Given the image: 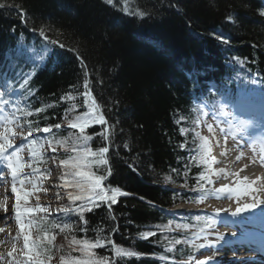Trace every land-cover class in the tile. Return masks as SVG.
I'll return each mask as SVG.
<instances>
[{"label": "trees", "instance_id": "trees-1", "mask_svg": "<svg viewBox=\"0 0 264 264\" xmlns=\"http://www.w3.org/2000/svg\"><path fill=\"white\" fill-rule=\"evenodd\" d=\"M245 1L0 0V67L10 70L25 101L24 123L32 129L69 125L88 111L87 81L106 123L85 129L84 135L93 137L88 142L93 151L109 148L108 165H93L92 171L106 177V187L127 193L115 204L109 201L85 211L87 223L77 212L45 218L49 225L53 221L73 225L70 230L48 227L40 232L51 260L61 255L66 260L82 257L75 251L80 246L71 243L73 237L93 243L102 239L104 246L92 251L108 257L109 264H160L154 257L178 258L184 252L186 256L182 235L172 229L182 231L184 225L174 224L190 215L164 210L196 201L195 189L206 164L193 151L189 93L195 85L181 67L210 63L219 68L212 74L230 77L237 65L227 62L237 58L249 70L248 77L257 73L264 83V16H258L253 1L249 5ZM178 20L186 25L187 34L183 29L169 35ZM136 21L152 36H161L173 52L162 56L144 47L132 33ZM215 28L226 41L208 37ZM196 38L208 48L209 57L199 55L201 42ZM174 54L187 61L177 71L170 66ZM188 55L198 58L191 61ZM69 95L74 99L68 100ZM105 129L107 141L100 135ZM78 135L73 128L51 130L48 139L60 148L56 159L67 160L74 153L54 141L68 140L70 149V138ZM114 246L134 255H116L113 260Z\"/></svg>", "mask_w": 264, "mask_h": 264}, {"label": "snow or ice", "instance_id": "snow-or-ice-1", "mask_svg": "<svg viewBox=\"0 0 264 264\" xmlns=\"http://www.w3.org/2000/svg\"><path fill=\"white\" fill-rule=\"evenodd\" d=\"M109 3H111V0H108ZM264 14V13H262ZM42 35V33H41ZM222 40L226 41V37H221ZM53 44H55V41H52ZM60 47H63V45H60ZM89 85L87 81H85V92H84V103L85 106L88 108V111L84 113L83 115L76 116L74 120L69 121V127L73 129H77L80 133L78 136H72L71 139V146L69 149L68 146V140H55V144H59L60 146L64 147L65 150H71L74 155L71 156L67 160H61L60 166L62 168L67 169V171L64 172V174L60 177L61 180H63V187L73 189V191L68 192V199L76 202V201H84L83 204L79 205L75 209H60L61 212H69V211H75L79 213L80 220L85 221L84 212L85 211H92L93 207H98L101 203H108L109 201L111 204L117 203V198L120 196L127 195V193L122 192L119 188H109L104 185V181L106 177L104 175H97L96 172L92 171V166L96 165L97 167H100L101 165H108L109 161L106 158V154L109 152L108 147H100L96 151H93L92 148L88 147V142L93 139L92 136H86L84 135L85 129L93 126V125H103L106 123L104 116L99 115L97 112V104L95 100L92 98L90 91L88 90ZM68 100H73L74 97L69 95L67 97ZM6 102L3 101L2 98H0V113L3 112L4 104ZM73 109L76 108V105L73 104ZM225 114V113H221ZM8 123H11V121H8ZM57 129L60 128V125L57 124L55 126ZM211 130V129H210ZM11 129L6 128L4 134H0V180L6 179L4 176V170L5 166L7 167L11 180H12V193L16 195V218L17 222L20 223V227L23 230L24 224L21 223V217L23 216H29L36 212H47V208H42L39 205H37L36 208H29L25 207L23 210L20 208V201L23 199L25 202L27 201V198L32 194L31 192L24 191L23 185L27 181L28 184H31L32 191L38 192L41 189L38 187V183L36 179H33L32 177L39 173L41 177H45V174L43 172H40L38 168L33 167V163L37 162L39 159L40 162L43 161V154L40 152V148H43L42 144H39L38 140L32 139L28 141L29 147L28 152L30 155V161L25 164L22 157L19 155L21 151H23V145L16 148L12 152H8L9 149L13 148V144L10 142L7 133L10 132ZM36 132L40 133H49L51 131V128L44 127V128H38L35 130ZM222 131H224L222 129ZM229 132L232 131V129H228ZM107 129H105V132L100 133L101 136H103L104 140H108L107 136ZM28 135H32V129H29ZM261 142L264 143V137H261ZM49 148L53 152L56 151V149L52 146L53 141L48 140L47 141ZM39 144V147L37 146ZM207 141L205 140L201 144V154L204 159L205 163H216L215 160H209L207 158ZM239 159V157H237ZM25 167L32 168V173L29 175L22 176L21 174L24 172ZM221 172H223V169H221ZM109 174H111V170L109 169ZM70 177V179H68ZM202 179H206V177H201ZM19 180V183L21 185V189L18 191L16 187V182ZM44 191H47V189H43ZM251 186L246 183H238L237 188L233 191L238 192L239 194H247L249 191H251ZM22 193V194H21ZM254 204H245L243 208H237L236 211H242L243 209L253 207ZM111 206V205H109ZM29 227L33 226L35 224V227L38 232L46 231L48 227L51 228H59L61 231L64 230H70L73 225L70 223H57L53 221L50 225L46 222L45 218H41L40 222H36L33 219H29L27 221ZM87 223V221H85ZM209 223H213V221L209 220ZM82 231L84 229H81ZM147 235H151V233H146ZM51 242V238H49V243ZM73 244L79 245V251L82 253V257H72L69 259H65V257L61 256V264H109L108 257L102 256L97 257L95 252L92 251L93 249L102 248L104 246V241L102 239H97L94 243L92 241H89L87 239L84 240H77L75 237H73V240L71 241ZM108 243H111V241H108ZM204 245H201V248H203ZM24 248L27 250V256L25 260H17L15 261V264H47V261L51 259V256L48 255L49 249L42 243V238H38L35 241H30V238L28 235H24ZM75 250V249H74ZM114 251L117 256H132L134 253L126 251L123 248H115ZM11 255V253H9ZM200 264H205V262H200Z\"/></svg>", "mask_w": 264, "mask_h": 264}, {"label": "bare ground", "instance_id": "bare-ground-1", "mask_svg": "<svg viewBox=\"0 0 264 264\" xmlns=\"http://www.w3.org/2000/svg\"><path fill=\"white\" fill-rule=\"evenodd\" d=\"M247 1H245V5H249L251 4L250 1H253L256 4L254 5V8L259 14L258 16H264V14H262L264 13V0ZM180 23H182L183 25V22L179 20L178 22L176 21L173 24L172 29L169 31V35H173V33L175 32L179 33L180 31H183V29L185 30L184 32L187 34L188 30L185 29L186 25L182 27ZM132 33L136 37V39H138V41L142 42V45H144V47H148V49H151L162 56L169 55V53L171 54L173 52L172 49L165 44V41L161 36H152L151 32L145 24L136 21L134 23ZM196 35L198 37L200 36V33L196 31ZM219 35V29L215 28L208 34V37L211 36L220 38ZM200 38L203 39L204 36L201 35ZM196 41L201 42L197 45L199 52H201L199 55L209 57V50L204 44H202L203 41L198 38H196ZM176 55L174 54L172 56V63L170 64V66H172L175 71H177V68L178 70H180V67L184 66V64L187 63V61L184 60L182 56L177 57ZM186 58L192 61L193 59H196L198 57L188 55V57ZM257 69L259 70L262 68L257 66ZM250 134L251 132H245L246 139L252 138L250 137ZM254 136L255 135H253V137ZM211 149L212 158L217 159L216 169L214 173H216V175L218 176L217 179L222 183V188L227 192L226 195L228 201L226 202V206H228V208L224 206V211L227 213L229 223L238 224V230L235 233L224 231L213 234L212 238L214 239L215 244L223 246L224 243H236L238 241L244 243L248 242V240L258 242L260 245L263 244L264 240L253 237L249 232L245 233L244 231L250 229L251 227L258 230L263 228L262 230L264 231V161L262 167L258 164H245V166H239L237 165L239 159L226 152V149L221 150L217 148L216 145L211 146ZM221 169H223V172H221ZM238 183H246L251 186L252 190L249 191L247 194L243 195L239 194L236 191H233L237 188ZM55 185L56 181H53L49 184V187H54ZM47 193L55 194L56 191L53 189H48ZM254 203L255 205L253 207L243 209L239 212L236 211L237 208H243L245 204ZM207 204L214 205V202H210ZM112 253L114 254V258L117 259L114 248L112 249Z\"/></svg>", "mask_w": 264, "mask_h": 264}, {"label": "rangeland", "instance_id": "rangeland-1", "mask_svg": "<svg viewBox=\"0 0 264 264\" xmlns=\"http://www.w3.org/2000/svg\"><path fill=\"white\" fill-rule=\"evenodd\" d=\"M241 118H242V116L235 114V116L232 118L233 125H236L238 120H240ZM3 132H4V128L0 127V134H3ZM14 135L17 137L18 134L14 133ZM7 136L9 138L10 142L12 143L14 141V137L12 135H9V134H7ZM219 138L222 139L223 135L220 134ZM230 141L228 142V144H226V146L224 145V147L227 149L229 148V152L233 155L234 150H233V146L230 144V143H232V141L231 142ZM213 142H214V144H216L215 139H213L212 141L210 140L209 144L213 143ZM11 150H14V148H12ZM242 154H243V157H242L241 161L238 162L237 164H242V161H244V165H245V163H247V164L256 163L254 161L255 160L254 156H256L254 150H249V151L244 150V152H242ZM215 166L216 165L214 164V168H215ZM26 168L28 169V167H25V169ZM25 169H24V172L21 174L22 176H24L26 174L27 170L25 171ZM40 180H41V182L38 183V187L41 190L38 192H33L31 184H28L27 181L25 182V184L23 186L24 191L31 192L32 194L27 198L26 202H25V200L22 199V201H20L21 203L26 205V203L29 202L30 205L37 204V205H40V207H42L44 205L43 200L47 199L50 202H52V199H54L53 197L51 198V196H48L47 194L41 193V191H43V189H48L47 186L50 183V178H46V179L40 178ZM212 182L214 185H215V183H216V185H219V182H215V180L213 178H212ZM58 184L60 186V188L58 190L62 191L63 189L61 186V181H58ZM218 196L219 195H217L216 199L218 198ZM13 197L15 198L16 195H14ZM57 198H59V197H57ZM10 199H12V196L9 195L8 190L5 187L3 188L0 186V264L11 263L8 259L16 260L17 258H20V253H21V237H22V235L20 234L19 228L17 229L16 224H12L10 222L9 210H10L11 204H9V202H8ZM5 201L8 202L6 205H5ZM225 202L226 201H215V203H217L216 207H218L220 209L221 207H223V205H225ZM215 209L217 210V208H215ZM73 245H75V244H73ZM62 246H63V243H62ZM64 252L65 251L63 250L62 254H64ZM9 253H11V255H9Z\"/></svg>", "mask_w": 264, "mask_h": 264}]
</instances>
